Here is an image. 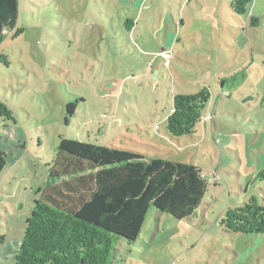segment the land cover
Returning a JSON list of instances; mask_svg holds the SVG:
<instances>
[{"label": "rangeland", "instance_id": "rangeland-1", "mask_svg": "<svg viewBox=\"0 0 264 264\" xmlns=\"http://www.w3.org/2000/svg\"><path fill=\"white\" fill-rule=\"evenodd\" d=\"M205 87L195 132L170 136L174 95ZM0 101L12 111L0 114V264H14L64 138L193 163L208 180L186 219L152 206L112 264H264V233L223 225L229 208L264 204V0L245 14L230 0H19L0 44Z\"/></svg>", "mask_w": 264, "mask_h": 264}, {"label": "trees", "instance_id": "trees-1", "mask_svg": "<svg viewBox=\"0 0 264 264\" xmlns=\"http://www.w3.org/2000/svg\"><path fill=\"white\" fill-rule=\"evenodd\" d=\"M253 0H230L237 14ZM19 19V0H0V44ZM127 23L134 24L133 20ZM258 25V20L252 21ZM19 29L13 37L19 36ZM211 93L207 87L177 94L167 117L170 136L191 135ZM77 102L68 105L70 115ZM0 114L12 111L0 101ZM0 151V173L6 166ZM258 178H264V169ZM208 180L193 164L149 157L119 147L62 139L50 165L49 180L26 222L14 264H112L119 237L134 243L152 206L177 219L194 214L208 192ZM229 232L264 233V204L256 197L229 208L223 219ZM4 238L1 237V239Z\"/></svg>", "mask_w": 264, "mask_h": 264}, {"label": "built area", "instance_id": "built-area-1", "mask_svg": "<svg viewBox=\"0 0 264 264\" xmlns=\"http://www.w3.org/2000/svg\"><path fill=\"white\" fill-rule=\"evenodd\" d=\"M161 56L165 59V63L168 65L170 62V59L172 57V53L169 51V50H166L164 49L162 52H161Z\"/></svg>", "mask_w": 264, "mask_h": 264}, {"label": "crops", "instance_id": "crops-1", "mask_svg": "<svg viewBox=\"0 0 264 264\" xmlns=\"http://www.w3.org/2000/svg\"><path fill=\"white\" fill-rule=\"evenodd\" d=\"M164 49H166V48H162V51H163ZM162 51H161V52H162ZM161 52L159 53V56H161ZM161 57H162V56H161Z\"/></svg>", "mask_w": 264, "mask_h": 264}]
</instances>
